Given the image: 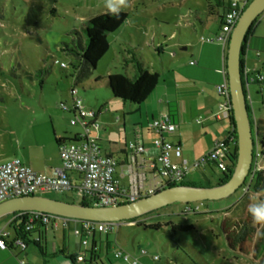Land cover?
I'll return each instance as SVG.
<instances>
[{
	"label": "rangeland",
	"instance_id": "374dc122",
	"mask_svg": "<svg viewBox=\"0 0 264 264\" xmlns=\"http://www.w3.org/2000/svg\"><path fill=\"white\" fill-rule=\"evenodd\" d=\"M114 1L55 0L52 3L50 0H0V164L25 152L33 157L40 155L43 145L51 141L54 128L65 134L79 129L70 125V113L60 109L61 102L71 103V87L77 89L85 106L95 111L103 110L99 118H107V124L97 119L100 125L98 144L103 149L108 150L112 146L118 150L135 140L137 125L132 120L139 117L137 109L142 103L138 105L114 97L106 78L108 71L125 74L128 70V74H131L132 61L129 59L135 55L126 44L129 42L128 34L108 36V50L97 61L91 74L81 80L75 77V56L64 49V42H69L71 37L69 31L72 28L80 29L81 15L96 12L98 8H105L109 2ZM148 1L150 3L144 14L150 23L146 28L147 34L152 35L155 31L157 35H170L175 32L176 38L181 37V40L189 33V30L185 32L184 27L187 15L206 2L187 0L184 5H180V0ZM185 11L187 15L182 16ZM261 16L262 14L258 19ZM196 25L198 29L195 32L201 34L202 26L199 22ZM217 29L218 23L209 19L205 33L214 34ZM258 30L264 33V20ZM141 32L144 34V31ZM157 35L153 41L155 46H159ZM179 48L176 45L168 49L179 52ZM142 51L144 60L155 58L153 47L150 52L145 49ZM261 55L263 60L261 59L258 70L264 74V51ZM164 59H168L167 52ZM56 61L65 62L66 67H60ZM40 70L43 72H39ZM158 72L161 85L163 77L160 64ZM250 89L252 99L259 106V110L254 109V116L264 117V85L257 93L256 86H251ZM152 97L156 99L157 96L154 94ZM254 116L252 114V118ZM253 132L255 135V127ZM191 140L193 148L199 151L205 148L207 136L204 135L202 139L194 136ZM206 153L188 162L191 164L199 161ZM118 154L119 150L115 156ZM188 176L192 182L203 184L201 186L207 183L214 185L222 176V171L215 164L202 163L192 167ZM245 191L243 187H239L235 192L219 199L173 202L153 210L148 214L149 217H144H147L148 223L160 221L162 227L157 229L127 224L118 229L114 227L108 233L109 243L101 244L102 259L104 262L109 259L112 262L118 260L114 257V252L120 250L129 254V260L136 257L139 264L144 261L146 264H251V256L240 255L227 246L221 227L225 209L237 202ZM39 194L72 202L79 201L71 190L45 191ZM259 204L264 203L247 193L229 217L244 216L250 205ZM190 205L193 210L186 212L185 207H191ZM260 211H264V208ZM7 217H0V226L5 224ZM168 220L192 224L193 228L172 232L170 225H165ZM263 223L264 221L260 227ZM7 230L13 233L10 227ZM68 230L69 247L81 256L85 246L73 233V227ZM61 231L62 225L59 224L55 228L59 240ZM49 233L51 234V229ZM101 235L103 239L105 234ZM34 247L33 243L29 244V249H35Z\"/></svg>",
	"mask_w": 264,
	"mask_h": 264
},
{
	"label": "crops",
	"instance_id": "0c3cea01",
	"mask_svg": "<svg viewBox=\"0 0 264 264\" xmlns=\"http://www.w3.org/2000/svg\"><path fill=\"white\" fill-rule=\"evenodd\" d=\"M229 1L230 0H206L204 5H201V7H198L195 11H190L189 15H187V11H185L182 16L187 15L188 19L185 21L184 27L185 32L189 30V33H186L187 35H185L182 40L181 37L180 39L176 38L175 32L170 35H157L155 31L152 32V35L147 34L146 28L150 26V23H148L149 21L146 20L144 14H146V8L150 3L148 0H115L114 2H109L105 8H98L99 10L96 12H90L79 17L81 21H85L93 15L111 10L126 11V19L108 36H117L121 33L128 34L129 42H126V44L129 49L131 48L130 50L133 51V55H135L142 67L149 72L159 73L158 83L137 109L139 117L132 120L137 125L135 129V140L133 142L142 144L144 146V151L141 153H134L129 147V144H127L126 147L118 148L120 154L115 156V154L118 153L115 147L110 146L108 150H105L99 143L103 154L112 156L117 160L113 176L114 179L117 180L119 190L129 188L147 189L159 182V178L149 167L150 161L155 160L159 154V149L154 147L153 144L158 134L149 128V122L153 118H157L163 113H168L171 116L177 125L176 130L171 133H163V137L166 141L178 143L181 146V157L187 161L190 159H198L202 153L210 149L215 140L225 136L227 131L231 128L230 119L217 118L215 116V113L219 109L220 102V96L216 92V85L222 82L227 76L226 53L228 43L223 44L215 40L214 37L220 31L222 17L228 8ZM186 2L187 0H180L179 4L184 5ZM134 14H137L136 17L133 16ZM261 14V19L257 17L258 20L256 19L251 32L247 36L244 54L242 55L243 65L250 71H260L258 70V65L261 63V59L263 60L261 52L264 51V33L259 32L258 28L263 23L264 11ZM209 19H213L218 23L217 31L210 35L205 33V26ZM198 22L202 26L200 28L201 34L195 32L198 29L196 25ZM141 30L144 31V34ZM155 35L159 37L157 43L159 46H155L153 43ZM201 36L205 38L210 37L213 38V40L204 41L200 39ZM176 45L180 47L179 52L168 49ZM152 47L154 50L152 53L156 54L155 58H146V60H144L142 49L150 52ZM166 52L168 55L167 60L164 59ZM257 52L259 54H257ZM132 63V67H130L131 74H128V70L125 72V75L129 77H133L136 72L134 63ZM159 64L162 67L163 77L161 85L159 83ZM109 72L110 71L107 73ZM251 86H256L255 93H257L260 85L254 83L251 84L250 87ZM154 94L157 96L156 99L152 97ZM255 104V101L252 99L253 108L259 110V106ZM98 111L96 120L103 112V110ZM249 116L252 118L251 112H249ZM99 119L107 124V118L101 117ZM223 119H225L226 122L225 120L223 121ZM256 119L257 121H264V117L262 116L259 118L256 117ZM70 125L77 126L79 129L72 130L71 134H65V132L54 128L51 141H47L46 144L43 145V152H41L40 155L33 157L30 153L25 152L19 154L17 158L37 172L52 175L55 168L59 167L61 164L58 146L54 140L55 137L72 138L74 135L83 132V127L80 124ZM124 125L125 118L123 117V126ZM67 130H69V128H67ZM99 131L100 125L97 128H91V134L96 136L97 140H99ZM204 135L207 136L205 148L199 151L194 149L191 138L196 136L202 139ZM169 156L174 162L180 160V158L175 156L173 151L169 152ZM183 180L191 181L188 173H186ZM7 216L5 224L0 226V229L5 228L7 230V227H10L13 233L7 230L8 235L5 237L7 246L4 248L0 247V264H21V261H23L24 264H88L84 260V257H86L84 252L87 247L81 252V256H78L76 252L69 247L70 239L68 238V231L70 230L68 229H70V227L74 229L79 226V221L69 220L68 224L64 226L63 221L57 219L53 225L50 224L45 227L36 226L30 231V240L26 241L27 245L22 249L19 246L10 244L11 240L16 237L14 231L15 223L13 220L15 215L8 214ZM59 224L62 225L60 240L57 239L55 233V228H57ZM123 224L131 225L126 221H117V224L114 225L108 233L113 231L115 229L114 227L118 229ZM50 229L51 234L49 233ZM40 232L42 234L41 243H43L45 247V255L40 253L38 247L32 241ZM108 233L96 231L93 234L95 240L94 247L97 255L101 258V262L99 261L98 263L130 264L129 259L121 260V258H118V260L115 259L113 262L110 259L108 262H104L100 250L102 242L106 244L109 243ZM101 234H105L103 239ZM77 238L80 240L79 236H77ZM30 243L34 244L35 249H29ZM61 250L63 252H61ZM142 264H146V262L144 261Z\"/></svg>",
	"mask_w": 264,
	"mask_h": 264
},
{
	"label": "built area",
	"instance_id": "2783aa9c",
	"mask_svg": "<svg viewBox=\"0 0 264 264\" xmlns=\"http://www.w3.org/2000/svg\"><path fill=\"white\" fill-rule=\"evenodd\" d=\"M247 3L248 0L229 1L228 8L222 17L220 31L214 37L215 40L223 44L228 43L230 33ZM200 39L204 41L213 40V38H205L203 36ZM257 54L259 53L257 52ZM56 63L62 68L66 67L65 62L56 61ZM241 74L248 111L254 116L249 87L256 82L264 83V74L259 71H250L245 65L241 66ZM216 92L220 96V102L215 116L217 118L230 119L233 113L227 76L216 85ZM70 95L71 103L61 102L60 108L63 111L71 113L70 124H80L83 127V132L78 134L79 137L75 141H61L58 144L61 164L55 168L52 175H46L33 170L17 157L1 163L0 202L20 195L39 194L45 191L64 192L71 190L79 200L82 197H86L93 200L96 205H113L149 195L166 185L178 184L192 167L199 166L202 163L215 164L221 171H225L231 161L229 151L231 150V146L237 143V137L234 134L235 126H231L225 136L215 140L212 147L199 161L190 164L186 159L181 157V146L178 143H172L164 139L163 133L174 132L177 125L168 113H163L149 122V128L158 134L153 144L154 147L159 149L157 158L150 161L149 167L157 175L159 182L147 189L129 188L119 190L117 180L113 176L117 160L112 156L103 154L97 137L91 134V128L99 126L97 120L94 118L96 114L95 110L83 104V100L78 95L75 87L70 89ZM253 121L257 123L255 116ZM253 139V159L250 168L252 173L259 168L256 162L257 145L254 136ZM129 147L134 153L144 151V146L139 143L130 142ZM170 151H173L175 156L180 158L178 162L170 159ZM192 210V207H185V211L187 212ZM19 215L23 214L18 213L15 217ZM57 219H61L64 226L68 224L69 220L79 221V226L73 229V233L80 237L81 243L88 249L91 244L90 237L94 232L106 233L117 224V222L113 221L74 219L41 211H30L27 213L25 230L31 231L35 220H40L46 226L55 224ZM129 223L132 224V222ZM6 235H8V231L5 228H1L0 247L2 248L7 246ZM38 237L37 235L34 240H38ZM10 244L19 246L22 249L27 245L26 241L20 236L14 237ZM114 257L127 260L129 259V254L119 250L114 252ZM21 264H24V262L21 261ZM130 264H139L138 259L134 257L130 260Z\"/></svg>",
	"mask_w": 264,
	"mask_h": 264
},
{
	"label": "trees",
	"instance_id": "16d2710c",
	"mask_svg": "<svg viewBox=\"0 0 264 264\" xmlns=\"http://www.w3.org/2000/svg\"><path fill=\"white\" fill-rule=\"evenodd\" d=\"M52 3L55 0H50ZM249 1V0H248ZM54 11V8L52 12ZM127 12L123 10H111L103 13H99L93 15L82 21L80 29L72 28L70 33L69 42H64V49L75 56V64L76 71L75 77L77 80H81L86 78L89 74H91L92 69L95 68L97 61L104 55V53L108 50V41L107 36L114 32L126 19ZM257 19V18H256ZM256 19L252 23L250 29L246 34V40L242 44V55L244 54L245 44L247 42V36L251 32ZM221 27V25H220ZM241 55V66L243 65V59ZM129 61H132L135 66V74L133 77H129L125 74L113 73L109 72L106 74L108 87L110 89L111 94L114 97L127 100L129 102L135 104H141L147 96L154 89L159 80V73L157 72H149L145 70L141 63L135 56H132ZM39 72H43L40 70ZM260 85V88L263 87L264 83L256 82ZM72 88V87H71ZM61 109V108H60ZM62 110V109H61ZM99 110V109H98ZM68 112V111H64ZM95 119L99 111H95ZM70 113V112H68ZM231 125L234 126L233 116L230 118ZM250 121L252 123V128L256 127V132L254 138L256 140L257 145V156L256 162L258 165V170L249 171V174L246 178V181L240 187H243L245 193L242 194L241 198L225 209L223 213V222H222V231L226 238L227 246L240 255L251 256V264H264V223L263 226L260 227L261 222H257L253 219L249 208L246 210V214L241 217H229L231 212L236 210V207L240 204V201L243 199L244 195L252 194L254 195L261 203H264V121H257L254 123L253 119L250 116ZM254 124V125H253ZM235 137L236 130L234 129ZM79 135H74L72 138L68 137H55V142L58 144L61 141H75ZM229 155L231 157V161L225 171H222V176L219 178L217 183L225 182L231 175L234 163L236 161L237 156V143H234L231 146V150L229 151ZM178 184H191V185H203L196 184L192 181L182 180ZM176 184H170L166 186H172ZM212 185L210 183L205 184ZM164 186V187H166ZM163 188V187H161ZM160 188V189H161ZM159 190V189H158ZM82 204L88 205H96V203L88 199L86 197H82L79 201ZM127 202V201H124ZM30 211H16L12 213L13 215H17L18 213H22L23 215H19L14 217V231L16 237H22L25 241L30 240L29 234L30 231L25 230V222L27 218V213ZM264 212V211H261ZM152 211L137 216L135 218H131L128 220H124L126 222H132L131 225H142L144 228H154L157 229L162 227V224L159 222L148 223L147 219L144 216H148ZM19 221V222H18ZM147 222V223H146ZM165 225H170V229L172 232L176 231H186L191 230L193 228L192 224H182L175 223L172 220H168L165 222ZM36 226L45 227V225L40 220H35L33 223L34 229ZM108 233V232H106ZM94 234V233H93ZM38 240H32L33 243L38 247L41 254L45 255L44 252V244L42 242V234L38 233ZM90 248L86 249L84 252L86 257H84L85 261L88 264H99L101 262V258L97 255L96 249L94 248V237L93 235L90 237ZM61 252H63L61 250Z\"/></svg>",
	"mask_w": 264,
	"mask_h": 264
},
{
	"label": "water",
	"instance_id": "95a60500",
	"mask_svg": "<svg viewBox=\"0 0 264 264\" xmlns=\"http://www.w3.org/2000/svg\"><path fill=\"white\" fill-rule=\"evenodd\" d=\"M263 11L264 0H250L238 17L228 40L226 72L237 135V156L232 173L225 182L207 186H166L149 195L113 205H88L41 194L20 195L0 202V217L16 211H41L74 219L117 222L135 218L173 202L214 200L235 192L246 181L254 149V128L250 121L241 74L242 44L252 23Z\"/></svg>",
	"mask_w": 264,
	"mask_h": 264
},
{
	"label": "clouds",
	"instance_id": "9594fccd",
	"mask_svg": "<svg viewBox=\"0 0 264 264\" xmlns=\"http://www.w3.org/2000/svg\"><path fill=\"white\" fill-rule=\"evenodd\" d=\"M264 208V204H259L255 206H250L249 211L251 212L253 219L257 222L264 221V212H261L260 209Z\"/></svg>",
	"mask_w": 264,
	"mask_h": 264
}]
</instances>
